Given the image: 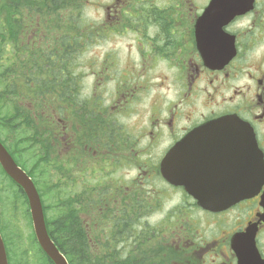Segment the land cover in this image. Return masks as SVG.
<instances>
[{
  "label": "flooded vegetation",
  "instance_id": "flooded-vegetation-1",
  "mask_svg": "<svg viewBox=\"0 0 264 264\" xmlns=\"http://www.w3.org/2000/svg\"><path fill=\"white\" fill-rule=\"evenodd\" d=\"M211 3H98L104 21L93 35L98 41L116 31L132 34L127 55L132 62L123 73L134 78L110 91L105 70L90 63L94 89L89 100L79 99L72 110L63 99L45 113L43 154L55 164L50 169L67 194V172L74 173L72 196L63 191L58 200L60 209L69 211L64 220L78 226V246L89 251L90 264L99 259L102 264H264L259 215L264 183L259 195L227 209L201 205L218 202L217 186L254 185L252 159L242 157V146L252 143L238 141V133L206 143L194 140L200 134H190L217 117L235 115L252 127L264 157V0H253L249 11L222 27L218 15L199 21ZM59 34L64 45V27ZM197 35L212 44L208 54L218 63L204 62ZM42 38L31 29L29 42ZM15 50L13 60L22 55ZM83 64L79 58L74 67L80 98ZM58 68L64 78V53ZM60 85L64 89L63 80ZM187 136L186 156L176 150L171 160V178L185 179L182 185L164 175L163 162ZM181 162L184 174L178 172ZM44 212L49 233L62 227L53 236L64 235L66 225L57 221L52 228L45 207Z\"/></svg>",
  "mask_w": 264,
  "mask_h": 264
},
{
  "label": "trees",
  "instance_id": "trees-1",
  "mask_svg": "<svg viewBox=\"0 0 264 264\" xmlns=\"http://www.w3.org/2000/svg\"><path fill=\"white\" fill-rule=\"evenodd\" d=\"M83 8V0H0V101L7 103L8 108L12 107L14 111L3 125L14 127L13 124L22 119L28 128L31 127L32 137L38 140L41 152L45 143V113L57 109L63 99L72 109L75 102L81 99L70 54H77L81 45H86L93 36L91 26L84 22ZM62 27L64 45L59 38ZM31 29L41 32L42 40L29 42ZM8 46L13 50L16 48V54L21 52L22 55H17L14 60L10 57L4 64V49ZM62 53L65 59L64 78L58 68ZM61 80L65 83L64 89L61 88ZM39 139L44 142L41 143ZM43 156L50 158L49 155ZM59 224H65L71 230L63 226L64 235L53 236L62 230L61 227L50 236L69 263L90 264L89 251L78 246L75 232L79 230L78 226L64 219L59 220ZM98 264H102L100 259Z\"/></svg>",
  "mask_w": 264,
  "mask_h": 264
},
{
  "label": "rangeland",
  "instance_id": "rangeland-1",
  "mask_svg": "<svg viewBox=\"0 0 264 264\" xmlns=\"http://www.w3.org/2000/svg\"><path fill=\"white\" fill-rule=\"evenodd\" d=\"M111 0H83V19L85 24L91 26L94 32L95 26H101L104 21V11L99 10L98 3H108ZM96 2V3H95ZM132 34L123 31L109 33L107 36L100 37L96 41L95 36L87 41V44L81 45L77 54H70L72 61L70 63L75 67L76 61L81 58L83 64V82L81 88L85 100H89L90 93L94 89L92 72L90 71V63L97 65L98 70L104 69V83L110 91L121 86L122 82L126 83V79L134 77H126L124 75L125 66L128 64L127 55L128 44L132 42ZM13 49L8 46L4 49L3 63L10 59L13 55ZM82 53L81 57L78 54ZM113 53V56L106 54ZM118 54V59H114V55ZM135 51H132L131 58H135ZM103 90V88H100ZM104 92V90H103ZM92 95V93H91ZM13 103V100H12ZM76 106V105H75ZM90 105L86 106L89 110ZM74 109V108H73ZM72 109V110H73ZM13 108H8L7 103L0 101V134L6 142L7 147L11 150L20 163L30 171L36 185L40 189V194L44 199V207L47 210L48 218L54 223L69 216V211L60 209V198L63 196H72L74 190V173L68 171V188L67 192L59 185L58 174L51 170L50 167L55 164L51 158L44 157L37 142L32 137L33 131L31 127H27L22 119L12 126L3 125L13 114ZM89 119L84 120L88 123ZM9 124H12L9 123ZM13 128V132L11 129ZM1 139V138H0ZM40 142L43 143L42 139ZM55 151V150H53ZM57 152V151H56ZM57 165V164H56ZM72 207L74 205H71ZM32 215L28 198L18 183H14L3 172L0 166V231L5 240V248L8 254L10 264H49L47 255L39 247L33 225Z\"/></svg>",
  "mask_w": 264,
  "mask_h": 264
},
{
  "label": "water",
  "instance_id": "water-1",
  "mask_svg": "<svg viewBox=\"0 0 264 264\" xmlns=\"http://www.w3.org/2000/svg\"><path fill=\"white\" fill-rule=\"evenodd\" d=\"M253 0H228L222 2L221 0H212L210 7L201 16L200 22L208 19H214L215 16H219L221 27L227 23L230 19L236 15L245 13L250 9ZM225 6V7H224ZM199 24V30L201 31L202 26ZM202 35H197V42L199 50L203 56V60L206 64L218 63L220 60L215 57L209 56V51H211V46L202 41ZM240 134L237 138L238 141L244 143H252V146L243 145L242 146V157H249L252 159V176H253V186L246 187L243 184L241 186H231V185H220L217 186L216 191L219 192L218 202H204L201 205L205 208L211 210H222L230 207L231 205L237 203L238 201L257 195L261 186L264 182V160L260 149L257 146L255 133L253 129L243 120L235 115H226L210 120L190 132V134H200L199 137H194L195 141H200L202 143L206 142H220L223 141L221 136L224 134ZM191 139L190 136L185 137L165 158L163 162V173L170 179L172 171V157L173 152L176 150H181L183 156L187 154V143ZM240 155V154H239ZM0 164L6 173L18 184L21 185L23 190L26 192L33 220V226L35 234L39 244L46 254L51 258L54 264H68L65 258L60 254L58 249L52 243L49 232L46 226L45 216L43 212V205L37 190L31 177L23 170L14 160L12 155L8 152L5 146L0 141ZM178 169V168H177ZM186 164L180 163L178 169L179 173H185ZM244 175V173H243ZM243 179V177H242ZM175 183H180L186 185V180L175 181ZM187 189V188H186ZM216 193V192H215ZM198 195V194H197ZM200 199H207V196H199ZM204 197V198H203ZM261 205L264 207V193L261 197ZM264 218V213L262 214ZM0 264H9L6 248L3 239L0 235Z\"/></svg>",
  "mask_w": 264,
  "mask_h": 264
},
{
  "label": "bare ground",
  "instance_id": "bare-ground-1",
  "mask_svg": "<svg viewBox=\"0 0 264 264\" xmlns=\"http://www.w3.org/2000/svg\"><path fill=\"white\" fill-rule=\"evenodd\" d=\"M0 141L2 142V144L5 146V148L8 150V152L11 154V152L9 151V149L6 147V145H5V143L0 139ZM12 155V154H11ZM33 180V179H32ZM34 182V181H33ZM17 183V182H16ZM34 184H35V182H34ZM20 185V184H19ZM36 185V184H35ZM20 187H21V185H20ZM36 187H37V185H36ZM22 188V187H21ZM22 190H23V188H22ZM25 192V191H24ZM39 192V191H38ZM25 194H26V192H25ZM39 195H40V192H39ZM26 196H27V194H26ZM27 198H28V196H27ZM40 198H41V201H42V197H41V195H40ZM28 201H29V199H28ZM42 205H43V201H42ZM29 206H30V203H29ZM30 212H31V207H30ZM43 212H44V206H43ZM32 215V214H31ZM44 216H45V212H44ZM45 221H46V217H45ZM32 222H33V220H32ZM46 226H47V223H46ZM0 235H1V237H2V239H3V242L5 243V240H4V238H3V235L1 234V231H0ZM49 236H50V233H49ZM50 239H51V241H52V243L54 244V246L58 249V251L60 252V254L65 258V260L67 261V263L68 264H70L69 263V260L66 258V256L61 252V250H60V247L57 245V243L54 241V239L52 238V236H50ZM39 244V243H38ZM39 246L41 247V245L39 244ZM41 249H42V247H41ZM43 250V249H42ZM43 252L44 253H46L44 250H43Z\"/></svg>",
  "mask_w": 264,
  "mask_h": 264
}]
</instances>
